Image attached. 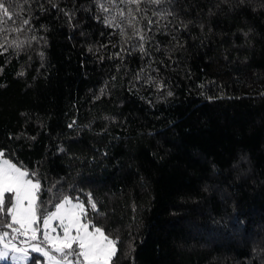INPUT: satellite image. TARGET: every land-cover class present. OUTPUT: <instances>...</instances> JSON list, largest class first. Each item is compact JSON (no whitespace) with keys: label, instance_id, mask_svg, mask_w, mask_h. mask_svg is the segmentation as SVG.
<instances>
[{"label":"trees","instance_id":"16d2710c","mask_svg":"<svg viewBox=\"0 0 264 264\" xmlns=\"http://www.w3.org/2000/svg\"><path fill=\"white\" fill-rule=\"evenodd\" d=\"M3 2L0 149L41 209L79 197L113 264H264V0Z\"/></svg>","mask_w":264,"mask_h":264},{"label":"snow or ice","instance_id":"6c2138e0","mask_svg":"<svg viewBox=\"0 0 264 264\" xmlns=\"http://www.w3.org/2000/svg\"><path fill=\"white\" fill-rule=\"evenodd\" d=\"M118 2L139 5L142 0H107L113 5ZM149 2L160 4L162 0ZM99 7L105 12L109 10L104 3H99ZM0 10L12 19L3 0H0ZM120 15H124L123 10ZM2 21L3 17H0V23ZM22 23L26 25L29 20L23 19ZM139 38L144 39L142 35ZM168 95L172 93L168 92ZM37 176L36 171L28 170L13 155L0 149V261L40 264V258H46L47 264H113L120 251L117 247L119 237L106 234L102 227L93 223L79 197L62 195L52 204L54 211L41 209L40 205L44 203L39 198L42 185ZM87 200L91 209L98 212L91 194ZM32 253L38 256L34 258Z\"/></svg>","mask_w":264,"mask_h":264},{"label":"rangeland","instance_id":"374dc122","mask_svg":"<svg viewBox=\"0 0 264 264\" xmlns=\"http://www.w3.org/2000/svg\"><path fill=\"white\" fill-rule=\"evenodd\" d=\"M55 210V209H54ZM53 210V211H54ZM54 226H55V222H54ZM91 230V229H90ZM58 231H60L59 229H58ZM74 248H75V245L73 246ZM36 254V253H35ZM38 255V254H37ZM40 264H47V261H46V258H40Z\"/></svg>","mask_w":264,"mask_h":264},{"label":"built area","instance_id":"2783aa9c","mask_svg":"<svg viewBox=\"0 0 264 264\" xmlns=\"http://www.w3.org/2000/svg\"><path fill=\"white\" fill-rule=\"evenodd\" d=\"M59 232V231H58Z\"/></svg>","mask_w":264,"mask_h":264}]
</instances>
